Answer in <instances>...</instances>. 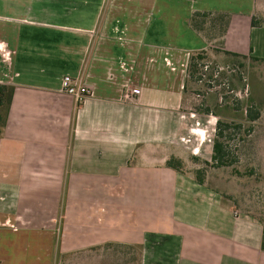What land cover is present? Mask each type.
I'll return each instance as SVG.
<instances>
[{"label": "crops", "instance_id": "0c3cea01", "mask_svg": "<svg viewBox=\"0 0 264 264\" xmlns=\"http://www.w3.org/2000/svg\"><path fill=\"white\" fill-rule=\"evenodd\" d=\"M200 50L264 64V0H0V264H264L261 220L167 166L213 160V110L186 111Z\"/></svg>", "mask_w": 264, "mask_h": 264}, {"label": "rangeland", "instance_id": "374dc122", "mask_svg": "<svg viewBox=\"0 0 264 264\" xmlns=\"http://www.w3.org/2000/svg\"><path fill=\"white\" fill-rule=\"evenodd\" d=\"M211 55L205 60L208 70L202 71L206 75L204 87L193 83L187 88L186 111L213 110L214 114L196 116L199 122L196 126L201 130L195 144L198 145L200 133L205 129L202 148L210 151L220 129L229 154L224 165L213 160L207 164L206 152L200 151L197 153L200 159L192 160L187 169H199V175L221 190L240 212L257 216L264 225V115L257 121L248 119L251 107L264 113V64L242 59L229 62L214 52ZM213 96H217V104L208 105L206 99ZM253 101L257 106H252ZM218 111L221 112L219 117L215 115ZM241 112H244L243 119H230ZM218 121L220 127L213 124Z\"/></svg>", "mask_w": 264, "mask_h": 264}, {"label": "trees", "instance_id": "16d2710c", "mask_svg": "<svg viewBox=\"0 0 264 264\" xmlns=\"http://www.w3.org/2000/svg\"><path fill=\"white\" fill-rule=\"evenodd\" d=\"M193 17H194L193 20L195 21V23H199V21L203 20V18L205 17V14L201 12H196L193 15ZM253 25H256V19H253ZM217 50L218 49H213L212 51H217ZM211 56H212L211 53L208 52L207 50H200V51L191 53L190 60L188 63V68H187V81H188L189 87L193 83L194 84L198 83L200 88L204 87L203 83H204V79L206 75H203L202 71L204 72V70L205 71L208 70L209 66L208 64L205 63V60L210 59ZM201 73L202 75H200L199 78L197 77V79H195L197 74H201ZM14 91H15L14 86L0 83V137L3 136L4 134V130H5V126L7 123L8 114H9L10 106L12 103ZM252 108H255V107H251V109L249 110L250 113L248 115V119L250 121H255L258 119L259 110L257 108H255V110ZM220 124H221L220 121H218L217 126L220 127ZM221 137H223V134L221 133V130L219 129L214 139L212 158H213V161L216 162L217 164L224 165L229 153L227 150L226 143L225 141L221 139ZM205 162L207 164H210L208 161H205ZM167 166L180 170V171H187L193 174L196 173L194 175L197 177L199 181H202L201 176L199 175L201 171L199 169H187L184 162L180 160L179 158L171 157L167 161ZM259 220H261L262 222V219H259ZM262 247L264 249V229H263Z\"/></svg>", "mask_w": 264, "mask_h": 264}, {"label": "built area", "instance_id": "2783aa9c", "mask_svg": "<svg viewBox=\"0 0 264 264\" xmlns=\"http://www.w3.org/2000/svg\"><path fill=\"white\" fill-rule=\"evenodd\" d=\"M62 90L73 96L77 102H82L90 95L89 87L82 81L81 77H72L65 75L62 82ZM133 90L129 89L128 94H132Z\"/></svg>", "mask_w": 264, "mask_h": 264}]
</instances>
